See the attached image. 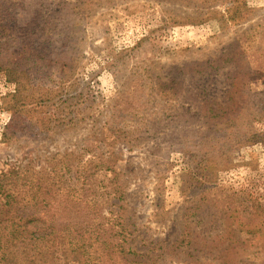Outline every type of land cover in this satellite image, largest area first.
<instances>
[{
	"label": "trees",
	"instance_id": "trees-1",
	"mask_svg": "<svg viewBox=\"0 0 264 264\" xmlns=\"http://www.w3.org/2000/svg\"><path fill=\"white\" fill-rule=\"evenodd\" d=\"M113 1L0 0V74L16 86L2 100L11 114L4 143L90 131L79 150L53 155L39 169L30 160L0 173V264H264V195L216 188L230 156L264 146L254 130L264 118V93L250 90L264 77V45L248 44L251 56L235 45L192 61L135 63V72L144 44L117 50L105 70L120 89L105 112L96 79H78L75 71L87 25L110 20ZM158 1L166 5L165 27L215 22L225 34L252 14L246 0ZM241 33L253 39L250 30ZM141 143H152L158 168L159 226L170 223L163 202L172 155L192 163L185 199L202 196L185 209L181 234L170 245L139 235L127 216L115 146L134 152Z\"/></svg>",
	"mask_w": 264,
	"mask_h": 264
},
{
	"label": "rangeland",
	"instance_id": "rangeland-1",
	"mask_svg": "<svg viewBox=\"0 0 264 264\" xmlns=\"http://www.w3.org/2000/svg\"><path fill=\"white\" fill-rule=\"evenodd\" d=\"M246 1L252 10L250 20L232 27L224 34L215 22L195 27H165L162 12L166 5L158 0H114L108 6V10H112L110 20L99 23L94 18L87 25V33L84 34L86 39L82 43L83 57L76 67L75 76L86 81L96 79L93 83L94 92L101 109L106 112L107 107L111 108L113 105V99L118 94V88L120 89L116 80L105 70V65L117 50H128L144 44L132 63L133 72L137 70L135 63L142 66L143 62L152 60L162 61L164 65L173 61L185 62L190 59L192 61L195 58H204L215 50L218 53L233 51L235 45L241 46L248 56H251L248 44H259L260 47L264 45V0ZM221 9L225 10L226 7ZM245 30L253 32L251 34L253 39L247 40L242 35L241 31ZM243 50L239 52L242 53ZM250 90L252 94L264 93V77L257 78L251 84ZM15 92L16 86L0 74V173L11 166L23 167L30 160H33L39 169L45 166L46 160L51 156L79 150L84 145L89 129L65 132L49 140L27 139L19 144L4 143L3 134L11 122V114L2 110V100L4 97L13 96ZM99 117L100 109L94 118ZM109 119L110 113L100 118L102 124ZM254 130L263 143L264 118L255 122ZM82 134H85L83 139ZM151 145L152 143L148 145L141 143L134 152H128L123 144L115 146L117 154L122 156L118 170L127 182L125 197L127 216L136 224L138 234L154 243L170 239L168 242L170 245L181 234L185 209L202 196L199 193L185 199L182 190L186 186V173L192 163L188 158L172 155L173 167L166 174V194L163 202L165 210L169 212L170 223L169 226L165 224L159 226L155 217L156 210L159 209L156 201L158 168L152 162L155 157L148 150ZM216 186L231 188L239 196L250 195L255 198L264 195V146L262 144L244 146L230 156L227 165L218 173ZM207 193L208 191L203 195L208 196Z\"/></svg>",
	"mask_w": 264,
	"mask_h": 264
}]
</instances>
